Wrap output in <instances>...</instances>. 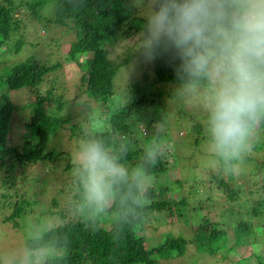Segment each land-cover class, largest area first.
<instances>
[{
	"label": "trees",
	"instance_id": "16d2710c",
	"mask_svg": "<svg viewBox=\"0 0 264 264\" xmlns=\"http://www.w3.org/2000/svg\"><path fill=\"white\" fill-rule=\"evenodd\" d=\"M45 8H50L52 12L45 14ZM141 23L142 20L130 7L128 0H0V60L4 55L19 56L24 45V36L39 37L37 30L40 27H63L71 30L75 40L69 45L63 62L84 64V94L105 105L113 100V80L118 68L129 60L135 63L134 60L137 59V56L130 55L121 63L113 62L110 56L111 47L119 42L127 45L125 40L140 30ZM59 41L58 38L57 43H60ZM35 52H28L29 56L21 63L9 65L6 77L0 78V92H3L0 95L2 197L18 196V174L25 184L26 169L33 170L32 167L37 162L54 157L50 151V140L58 130L68 131L70 141L99 140L117 163L127 167L128 175L113 182L108 193L109 205L103 206L101 210L86 199L79 171V180L74 185L76 193L73 198L76 203H73L77 210H82L81 214L69 213L67 218L62 213H56L60 216L57 226L47 230L41 237L26 242L27 249L32 252L52 249L56 253L51 252L47 256L45 252L42 261L29 264H173L183 257L185 259L189 248H195L198 259L204 260L205 256H214L223 238V231L220 230L219 224L207 216L197 224L192 240H187L181 235L175 237V233L161 231L153 225L154 222L151 223L160 214L157 222L162 216L163 220H167L168 227L176 226L178 222L185 220V209L181 206L183 201L176 199L173 200L175 206L171 209L172 205L168 201L158 200L156 186L141 187L139 180L130 173V169L139 168L147 177L159 176L167 172L171 163L172 153L168 147V155L165 151L155 152L156 163L153 165L149 156L153 150L143 152L139 146L145 147L144 144L133 133L134 128L130 120L134 111L147 103V97L142 94L129 106L112 109L107 115L108 126L104 130H94L92 133L88 132L90 130L87 128L78 133L81 137H76V125H69L70 117L61 115L65 108L63 103H59L60 99H54L57 93L52 83H55L56 79L50 78L52 72L59 68V64H41L33 56ZM142 62L143 60H138L136 63L140 66ZM151 64L154 74L149 79L150 83L206 87V81L197 82L183 75L175 77L166 59H157ZM18 90L27 91L29 96L22 106L24 112L21 113L23 116L20 117V124L17 123L18 110L8 95ZM25 114H28V117L24 118ZM19 125L23 128L20 129ZM86 125L87 123L83 124L85 127ZM256 126L258 131L264 128V118L256 122L251 130L256 129ZM120 146L124 147V151L118 150ZM56 156L59 157V154ZM69 167L77 165L69 163L67 168ZM207 180L211 183L210 189L220 190L219 196L224 202H232L237 197L238 193L233 186L220 179L218 174L210 175ZM212 183L216 185L212 186ZM194 184L198 186L199 182L195 181ZM164 189L165 186L160 190ZM6 207L11 212L4 220L20 219L25 213L24 202H11ZM200 208L201 206H197L194 210ZM91 210L96 211L95 217L86 218L82 215L83 212ZM244 228L248 230L246 224L240 223L237 231L242 233ZM143 231L146 236L142 235ZM157 234H160L159 241L151 246L146 237ZM162 234L166 237H162ZM242 260L239 259L237 263ZM197 263L195 258L193 264Z\"/></svg>",
	"mask_w": 264,
	"mask_h": 264
},
{
	"label": "rangeland",
	"instance_id": "374dc122",
	"mask_svg": "<svg viewBox=\"0 0 264 264\" xmlns=\"http://www.w3.org/2000/svg\"><path fill=\"white\" fill-rule=\"evenodd\" d=\"M128 3L130 4L131 0H128ZM51 12L50 8L44 10L45 14ZM37 33L40 34L39 37L24 36V45L19 56L2 57L0 78L6 77L9 65L24 61L30 54L28 52L36 51L33 56L43 65L59 64V68L52 72L50 78L56 79L55 83H52L57 93L54 99L55 101L60 99L59 103H63L65 108L61 115L70 117L69 125H76V137H81L78 133L87 128L90 130L88 132L92 133L94 130H104L108 126L107 115L112 109L129 106L142 94L147 97V103L136 109L130 120L134 128L133 133L144 144L145 147L139 146L143 152L165 151L164 153L168 155L169 147L172 153L171 163L167 172L159 176L147 177L139 168L130 169V173L139 180L141 187L156 186L158 200L168 201L172 205L171 209L175 206L174 199L182 200L181 206L185 209V220L178 222L176 226L168 227L167 220H163L162 216L157 222L160 214L151 223L154 222L153 225L161 231L175 233V237L181 235L187 240H192L197 224L207 216L219 224L220 230L223 231V238L214 256H205L204 260L198 259L199 255L196 254L195 248H189L186 258L183 257L173 264H183L182 262L193 264L195 258L197 264H264V128L258 131L256 126V129L251 130L247 139L250 150L246 152L239 170L226 172L220 168L222 165L216 164L209 153L207 114L204 108L206 87L150 83L149 79L154 74L153 66L137 56L134 61L143 60L142 64L139 63L140 66L129 60L118 68L113 80L115 91L113 100L105 105L97 103L84 94L82 82L84 64L63 62L69 45L75 40L73 32L63 27L61 29L40 27ZM58 38L60 43H57ZM111 49L110 56L113 62L121 63L127 60L128 56L134 55L129 52L127 45L121 42L113 45ZM2 93L0 92V95ZM26 93L25 90H18L8 94L18 110L16 115L19 116V119L17 118L19 124L20 117L23 116L21 113L24 112L22 106L29 99ZM25 117H28V114H25ZM84 123H87L86 127L83 126ZM19 128L22 129L23 126L19 125ZM68 135V131L56 132L50 140L52 142L50 151L54 157L37 162L32 167L33 170L26 169L25 184L19 179L18 174L16 190L18 196L10 195L4 198L3 192L0 191V264L37 263L44 259L45 252L47 256L51 252L56 253L52 249L32 252L27 249L26 242L41 237L47 230L57 226L60 223V216L56 213H62L67 218L69 213L81 214L82 210L76 209L77 206L74 204L76 200L73 198L76 193L74 185L79 180L76 149L81 141L78 142L76 139L70 141ZM118 150L124 151V147L120 146ZM69 163L77 167L67 168ZM125 169L127 170V167ZM141 172L142 175L138 174ZM212 174H218L220 179L233 186L238 195L232 202H224L219 196L218 188L210 189L211 183L207 178ZM195 181L199 182L198 186H195ZM213 185L216 183H212ZM164 186L166 189L161 191ZM109 197L108 194L103 206L109 205ZM18 201L24 202L25 213L20 219L4 220L11 212L6 206ZM197 206L201 208L194 210ZM95 212L85 211L82 215L86 218L95 217ZM256 213L257 215H254ZM240 223L248 226V230L244 228L243 234L237 231ZM144 232L142 235L146 236ZM159 235L146 237L149 239L148 243L151 246L157 244ZM162 237L165 238L166 235L162 234ZM239 259L243 260L237 263Z\"/></svg>",
	"mask_w": 264,
	"mask_h": 264
},
{
	"label": "clouds",
	"instance_id": "9594fccd",
	"mask_svg": "<svg viewBox=\"0 0 264 264\" xmlns=\"http://www.w3.org/2000/svg\"><path fill=\"white\" fill-rule=\"evenodd\" d=\"M130 7L142 23L125 40L129 52L147 63L166 59L175 77L206 81L210 157L238 171L264 118V0H131ZM76 159L86 199L102 210L127 170L96 139L81 141Z\"/></svg>",
	"mask_w": 264,
	"mask_h": 264
}]
</instances>
